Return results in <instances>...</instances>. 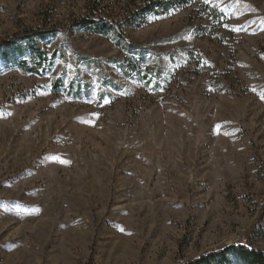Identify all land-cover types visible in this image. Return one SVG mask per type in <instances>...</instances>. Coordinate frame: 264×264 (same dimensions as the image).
<instances>
[{
  "label": "rangeland",
  "instance_id": "obj_1",
  "mask_svg": "<svg viewBox=\"0 0 264 264\" xmlns=\"http://www.w3.org/2000/svg\"><path fill=\"white\" fill-rule=\"evenodd\" d=\"M95 1L124 15V0H0V39L66 29L39 40L56 53L42 75L0 57V264L264 251V0H195L125 27L144 61L68 29Z\"/></svg>",
  "mask_w": 264,
  "mask_h": 264
},
{
  "label": "trees",
  "instance_id": "obj_2",
  "mask_svg": "<svg viewBox=\"0 0 264 264\" xmlns=\"http://www.w3.org/2000/svg\"><path fill=\"white\" fill-rule=\"evenodd\" d=\"M194 1L124 0V15L118 18L106 14L103 8H99L101 2L95 1L88 6V12L72 21L68 29L113 36L120 49L131 55L139 54V60L144 61V50L128 39L124 32L125 27L141 25L150 15L166 13L172 8H187ZM199 8L204 9L212 23L217 22L219 25H224L227 22L226 14L216 6L202 2ZM215 27L211 29L208 26H200L198 31L201 35L208 36L215 32ZM65 31L66 29L60 26H38L14 33L9 38L0 39V57L6 64H17L27 73L42 75L53 64L56 53L49 56L39 40H46L50 36L59 32L65 33ZM25 53L31 57L32 62L23 58ZM75 83L76 81H72L68 89L78 94L81 86ZM62 85L61 79L54 84L56 88ZM260 219L264 220V202ZM177 264H264V251L253 249L246 244H231L224 249L214 250L188 261L179 260Z\"/></svg>",
  "mask_w": 264,
  "mask_h": 264
},
{
  "label": "built area",
  "instance_id": "obj_3",
  "mask_svg": "<svg viewBox=\"0 0 264 264\" xmlns=\"http://www.w3.org/2000/svg\"><path fill=\"white\" fill-rule=\"evenodd\" d=\"M240 243H243L244 241L243 240H239ZM245 243V242H244Z\"/></svg>",
  "mask_w": 264,
  "mask_h": 264
}]
</instances>
